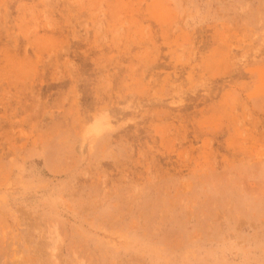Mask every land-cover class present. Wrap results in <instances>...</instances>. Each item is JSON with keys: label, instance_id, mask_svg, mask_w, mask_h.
I'll use <instances>...</instances> for the list:
<instances>
[{"label": "rangeland", "instance_id": "obj_1", "mask_svg": "<svg viewBox=\"0 0 264 264\" xmlns=\"http://www.w3.org/2000/svg\"><path fill=\"white\" fill-rule=\"evenodd\" d=\"M0 264H264V0H0Z\"/></svg>", "mask_w": 264, "mask_h": 264}]
</instances>
